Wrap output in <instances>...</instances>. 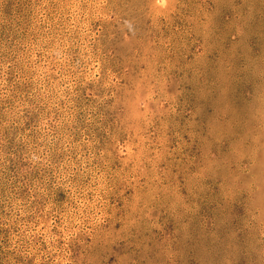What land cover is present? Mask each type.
Masks as SVG:
<instances>
[{
    "label": "rangeland",
    "instance_id": "374dc122",
    "mask_svg": "<svg viewBox=\"0 0 264 264\" xmlns=\"http://www.w3.org/2000/svg\"><path fill=\"white\" fill-rule=\"evenodd\" d=\"M0 264H264V0H0Z\"/></svg>",
    "mask_w": 264,
    "mask_h": 264
}]
</instances>
